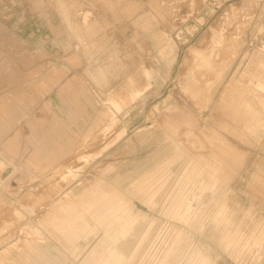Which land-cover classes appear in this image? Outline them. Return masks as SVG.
Masks as SVG:
<instances>
[{"label": "rangeland", "instance_id": "374dc122", "mask_svg": "<svg viewBox=\"0 0 264 264\" xmlns=\"http://www.w3.org/2000/svg\"><path fill=\"white\" fill-rule=\"evenodd\" d=\"M259 78L264 0H0V264H264ZM113 187L131 230L67 250L56 208Z\"/></svg>", "mask_w": 264, "mask_h": 264}, {"label": "bare ground", "instance_id": "6f19581e", "mask_svg": "<svg viewBox=\"0 0 264 264\" xmlns=\"http://www.w3.org/2000/svg\"><path fill=\"white\" fill-rule=\"evenodd\" d=\"M256 83V89L261 90L264 94V79L259 78L257 79ZM251 84H254V82H251ZM216 91L217 89L214 91V94ZM85 194L86 197H84ZM75 197L81 200L80 206L77 205L78 201H75V198H69L66 202L64 201L65 203L63 205H60L58 206V208H56L57 210L55 211V215H53L54 217L61 218L62 220L59 222L62 225V227L60 228L61 230H58L59 235L61 236L62 241H64V246L67 250H73L75 248L76 241L91 227L94 229L96 227L95 224L111 227L115 223H124L127 226L122 230V235H126L128 230H131L133 221L129 220L133 219L131 216L127 215L129 208L125 204H123L124 202L117 194L116 188L113 187L111 191L102 190L101 192L91 191L87 193L85 191L81 192ZM79 224H82L81 230L77 229V226ZM214 226L221 229L223 240H226L225 238L228 234L226 230L230 228V223L228 221H219V219H217L214 223ZM151 230L152 227L149 228L150 232ZM238 235L239 234L236 233L229 238V240L227 241L228 248H232L234 250H238L240 248V240ZM111 237L115 241L118 239L117 235H113V233H111ZM125 245L127 246L128 244L123 243L121 245V249L125 250ZM98 247L99 245L94 244L91 250L93 251ZM33 250H35L36 253H42L39 254L40 257L38 259H35L34 256H31L28 259L20 260L19 262H17V264H42L43 257L47 256V254L44 253V250L38 246L34 247ZM136 252L137 249L135 250L132 258H135ZM41 255L43 256L41 257ZM90 256L91 255H89L88 259H86L84 263H87L89 261ZM179 261V258L172 263L168 262V260H165L161 264H180ZM185 264H211V262L210 259L203 258L198 252H195L190 260H188V262Z\"/></svg>", "mask_w": 264, "mask_h": 264}]
</instances>
